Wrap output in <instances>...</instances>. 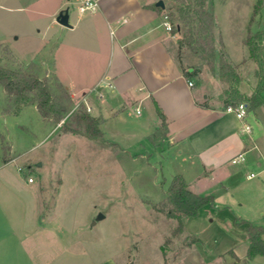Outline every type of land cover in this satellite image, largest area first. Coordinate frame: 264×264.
<instances>
[{"label":"rangeland","instance_id":"obj_1","mask_svg":"<svg viewBox=\"0 0 264 264\" xmlns=\"http://www.w3.org/2000/svg\"><path fill=\"white\" fill-rule=\"evenodd\" d=\"M163 1L177 6L182 0ZM213 2L214 37L209 39L211 35L205 32L201 48L188 43L183 32L171 31L178 43L185 40L179 44L184 63L220 78L218 59L224 47L228 59L237 65L242 95L250 96L261 86L264 96V73L259 74L262 67L250 57L246 43L250 36L259 41L254 34L264 31V0ZM56 9L57 13L68 10L72 18L78 15L73 0H0V64L47 79L54 98L65 100L57 75L62 80L68 77V36L53 30L43 32V25ZM174 11L170 19L173 26L181 17L177 9ZM53 35L56 41H50ZM261 42L264 59V39ZM212 46L214 59L210 57ZM239 48L242 55L235 54ZM55 54L58 63L54 72L50 66L44 69L41 60L51 62ZM203 55L208 59L201 58ZM75 91L82 95V90ZM85 98L68 102L71 111L83 103L91 114ZM15 108L14 98L0 84V141L5 157L11 154V142L14 153H22L15 165L17 169L21 165V177L27 182L30 177L35 180L29 183L31 190L27 189L35 194V203L29 201L28 209L32 211L35 204L36 212L48 218L37 235L45 259L51 254L47 252L62 253L68 247L75 251L77 264H97L109 258L118 264H246L247 228L250 224L264 226V131H258L256 123L249 159L234 164L236 171L229 183L209 180L194 184L193 190L212 195L213 201L203 205L197 215L183 217V227L179 228V220L166 213L172 170L165 165L161 169L147 153L149 147L110 146L106 141L65 131L62 124L66 117L42 124L35 107L28 106L22 112L23 107L19 112ZM256 112L264 125V106ZM30 131L36 134L27 136ZM251 173L255 176L248 177ZM231 250L238 258L229 253ZM13 255L11 261L2 263L21 264L19 253ZM259 258L256 264H264V257Z\"/></svg>","mask_w":264,"mask_h":264},{"label":"crops","instance_id":"obj_2","mask_svg":"<svg viewBox=\"0 0 264 264\" xmlns=\"http://www.w3.org/2000/svg\"><path fill=\"white\" fill-rule=\"evenodd\" d=\"M157 1L100 0L99 9L89 15L78 11L72 18L69 12L71 26L56 20V9L43 25V32L53 30L68 36V77L62 80L57 75V79L72 100L81 101L86 96L83 102L98 119L106 143L149 147L147 153L152 154L161 169L164 165L171 168V178L183 175L189 189L200 194L192 189L194 184L209 180L229 183L236 171L232 158L245 152L244 161L248 160L253 139L252 135L241 133L242 122L233 113L223 110L221 79L185 64V54L179 57V43L164 27L165 14L156 8ZM215 22L218 23L216 12ZM55 36L50 41H56ZM239 49L235 54L242 55L243 50ZM40 63L54 72L58 57L51 55V62L43 59ZM184 68L199 71L188 77ZM104 79L111 80L113 86L103 84ZM75 90H82V95L78 96ZM28 106L37 109L35 104ZM158 109L163 113L164 125ZM256 109L249 110L248 121L256 123L258 131H264ZM40 117L42 124L53 121ZM32 134L36 133L30 131L26 135ZM15 149L11 142V154L5 157L0 141V264L6 259L11 261L15 252L19 253L21 264H77L75 251L68 247L62 253L47 252L51 253L48 259L43 257V245L39 248L37 235L48 218L43 212H36L35 204L32 211L28 209L29 201L35 203V194L27 189L35 180L27 182L21 177V165L18 169L15 165L22 153H14ZM258 156L259 153V162ZM248 247L249 240L244 255ZM63 255L67 257L60 260ZM261 256L264 257L255 256L251 264H256ZM97 264L118 262L109 258Z\"/></svg>","mask_w":264,"mask_h":264},{"label":"trees","instance_id":"obj_3","mask_svg":"<svg viewBox=\"0 0 264 264\" xmlns=\"http://www.w3.org/2000/svg\"><path fill=\"white\" fill-rule=\"evenodd\" d=\"M165 8L157 6L156 8L164 14L168 15L171 20L175 16V11L181 13L180 21L174 24V32H183L188 43H196L195 48H201L204 44L203 34L206 32L210 34L213 39L214 35V2L213 0H182L179 4L167 6ZM257 4L254 6V13H256ZM166 10H170L168 13ZM254 17V16H253ZM251 18V21L253 20ZM254 37L259 38V41L252 40L250 36L247 40L249 45L250 57L254 59L260 68L259 74L264 73V59L260 51L262 40L264 39V31H259L254 34ZM185 40H179V44H184ZM179 45V46H180ZM181 47V46H180ZM179 50V57H182V52ZM201 56L203 59L208 57ZM210 57H216L215 47L212 46L210 50ZM218 68L220 79L224 82V102L227 104H236L244 100L248 103L249 110H254L264 104L263 88L257 87L250 96L244 97L237 84L239 80L237 65L234 64L227 57V52L224 47L219 54ZM188 77L195 76L198 69L190 72L184 68ZM0 84L4 87L9 97L14 98L16 105L15 112L29 104H35L38 111L43 117L51 118L55 122H60L64 119L62 127L65 131L77 133L86 136L94 141H105L104 132L99 127V121L96 117L91 115L83 103L71 111L70 102L71 96L68 91L62 87L63 99L57 100L52 94V89L47 79H41L38 75L24 71L22 68L14 70L6 65L0 64ZM159 115L163 119V113L158 109ZM70 113V114H69ZM69 114V115H68ZM68 115V116H67ZM166 200L168 203L167 215L179 220V228L183 227L182 218L185 216H195L199 209L205 205L212 203V195H202L195 193L189 189L188 183L183 175L176 174L172 177L168 188L166 190ZM249 247L247 254L244 257L246 264H251V260L257 255H264V226L250 224L247 228ZM233 257L238 258L233 250L229 252Z\"/></svg>","mask_w":264,"mask_h":264},{"label":"built area","instance_id":"obj_4","mask_svg":"<svg viewBox=\"0 0 264 264\" xmlns=\"http://www.w3.org/2000/svg\"><path fill=\"white\" fill-rule=\"evenodd\" d=\"M73 3L75 4V8L81 13H94L99 9L100 6V0H73ZM163 25L168 31H172L173 25L171 23V20L168 15L163 16ZM103 84L108 85L109 87L113 86V82L109 79H104ZM190 85H193V81H189ZM88 110L90 111V108L88 107ZM225 112L233 113L241 122H242V128L241 133L245 134L247 136H251L253 132V125L248 121L249 117V107L248 103L246 101H240L236 104H227L224 106L223 109ZM246 159L245 152H241L234 156L232 158V163L236 164L241 161H244ZM255 176L254 173H251L248 175V177ZM29 181H33V178L30 177Z\"/></svg>","mask_w":264,"mask_h":264},{"label":"water","instance_id":"obj_5","mask_svg":"<svg viewBox=\"0 0 264 264\" xmlns=\"http://www.w3.org/2000/svg\"><path fill=\"white\" fill-rule=\"evenodd\" d=\"M157 6H161L162 8H165V3L163 0H158L156 2ZM56 20L66 26H71V24L69 23V11H61L58 16L56 17Z\"/></svg>","mask_w":264,"mask_h":264}]
</instances>
